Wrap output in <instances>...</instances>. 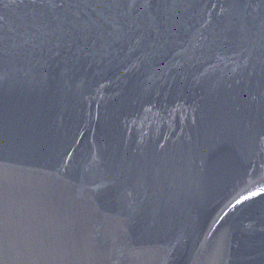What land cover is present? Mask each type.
Segmentation results:
<instances>
[{"label": "water", "instance_id": "95a60500", "mask_svg": "<svg viewBox=\"0 0 264 264\" xmlns=\"http://www.w3.org/2000/svg\"><path fill=\"white\" fill-rule=\"evenodd\" d=\"M0 264H264V0H0Z\"/></svg>", "mask_w": 264, "mask_h": 264}]
</instances>
